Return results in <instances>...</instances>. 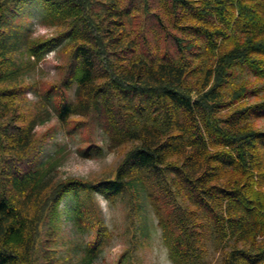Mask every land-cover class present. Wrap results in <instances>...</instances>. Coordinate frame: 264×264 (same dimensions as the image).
<instances>
[{"label": "trees", "instance_id": "1", "mask_svg": "<svg viewBox=\"0 0 264 264\" xmlns=\"http://www.w3.org/2000/svg\"><path fill=\"white\" fill-rule=\"evenodd\" d=\"M22 2L15 10L33 2L44 25L62 29L33 38L0 17V264H29L39 220L29 210L41 204L55 217L64 196L71 225L95 229L80 256L92 264L110 236L95 193L128 194L133 246L149 203L174 264H207L212 248L222 264H264V130L251 128L264 99L236 106L256 93L233 87L237 71L264 76V0H158L153 47L145 30L129 27L133 8L121 0ZM57 45L60 78L44 90L23 82ZM27 89L38 104L26 111ZM52 115L66 132L94 125L109 145L132 144L113 178H57L59 158L36 134Z\"/></svg>", "mask_w": 264, "mask_h": 264}, {"label": "rangeland", "instance_id": "2", "mask_svg": "<svg viewBox=\"0 0 264 264\" xmlns=\"http://www.w3.org/2000/svg\"><path fill=\"white\" fill-rule=\"evenodd\" d=\"M22 1L4 0L0 17L8 13L5 18L17 20V25L30 28L33 38H49L56 31L62 29L59 28L61 26L59 24L44 25L38 17L40 10L34 7L36 4L33 2L26 4L24 10L19 11L25 4ZM121 1L123 5H131L133 8L129 27L135 32L140 29L141 31L145 30L151 41L150 46L153 47L155 38L152 36L151 30L154 29L152 28L154 23L151 22L152 15L149 12L155 11L162 16L160 4H157L158 0ZM17 6L21 7L15 10ZM145 8H148V12L145 11ZM26 12L30 17L20 20L21 15ZM158 40L162 41L160 37ZM60 48V45H57L45 57L38 60L37 63H33L34 67L30 70L31 72L28 71L30 74L27 72L25 75L27 78L23 82L34 84L39 90H44L49 82L57 81L61 75L59 65L64 58V52L60 54ZM239 82H245V84ZM233 84H239L233 85V87H250L256 93L238 101L236 106L248 105L264 99V76L259 78L247 70L237 71L233 77ZM24 97L25 100L20 102L24 110H31L37 106L38 96L36 93L27 89ZM68 124L73 125L74 120H70ZM251 124L252 129L264 130V118H255ZM36 134L42 140L45 152L59 158L56 168L57 178L60 180L73 179L86 184H95L104 177L113 178L119 163L132 147L131 143L113 142L109 145L107 141L104 142L99 129L94 125H86L76 132H66L53 115L47 124L37 126ZM96 145L101 146V149L93 152ZM80 148H88L86 156L80 154ZM91 198L92 207L96 212H101L100 218L105 226L101 231L110 235L102 252L92 264H174L168 256L167 245L161 237V230L157 223L158 217L151 211L149 203H147V222L142 228L144 236L141 235L133 246L132 232L135 230L133 222L138 225V216L137 214L132 216L128 210V194L111 201H107L99 193L93 194ZM86 199L90 200V197ZM71 203L68 196L62 197L56 211L58 216L56 217V213H54L55 217L52 216V218L45 216L46 210L44 211L41 204L29 210V214L35 211L34 214L39 215L34 249L31 251L30 259L32 260L29 264H81V249L92 240L95 229L87 230L81 226L75 228L71 225L70 220L66 217L67 214H70L68 207ZM91 216L93 217L92 211ZM220 253L212 248L207 257V264H222V254Z\"/></svg>", "mask_w": 264, "mask_h": 264}]
</instances>
